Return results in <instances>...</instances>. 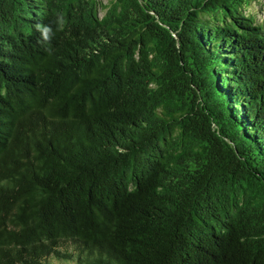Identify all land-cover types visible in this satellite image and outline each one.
Returning a JSON list of instances; mask_svg holds the SVG:
<instances>
[{
    "label": "trees",
    "instance_id": "1",
    "mask_svg": "<svg viewBox=\"0 0 264 264\" xmlns=\"http://www.w3.org/2000/svg\"><path fill=\"white\" fill-rule=\"evenodd\" d=\"M255 0H0V264H264Z\"/></svg>",
    "mask_w": 264,
    "mask_h": 264
},
{
    "label": "rangeland",
    "instance_id": "2",
    "mask_svg": "<svg viewBox=\"0 0 264 264\" xmlns=\"http://www.w3.org/2000/svg\"><path fill=\"white\" fill-rule=\"evenodd\" d=\"M102 3H107L109 0H101ZM246 14L253 15L257 22L264 24V0L252 1L245 7Z\"/></svg>",
    "mask_w": 264,
    "mask_h": 264
}]
</instances>
